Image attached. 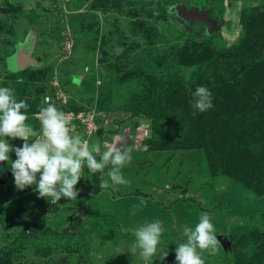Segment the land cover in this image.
<instances>
[{
    "label": "rangeland",
    "instance_id": "1",
    "mask_svg": "<svg viewBox=\"0 0 264 264\" xmlns=\"http://www.w3.org/2000/svg\"><path fill=\"white\" fill-rule=\"evenodd\" d=\"M263 2L0 0V87L29 105V143L42 138L48 96L71 134L99 141L98 160L109 147L131 149L126 185L111 183L110 165L93 173L85 163L77 199L56 203L36 185L15 187L10 152L0 162V264H147L129 248L132 230L154 220L165 231L152 264H177L184 229L202 213L221 247L197 249L205 264H264V205L247 210L264 196V5L247 30L240 21ZM19 50L29 59L22 68ZM222 65L225 78L181 84ZM198 86L212 94L203 113L192 107Z\"/></svg>",
    "mask_w": 264,
    "mask_h": 264
},
{
    "label": "clouds",
    "instance_id": "2",
    "mask_svg": "<svg viewBox=\"0 0 264 264\" xmlns=\"http://www.w3.org/2000/svg\"><path fill=\"white\" fill-rule=\"evenodd\" d=\"M9 69L14 70L9 63ZM18 78L16 83H22ZM192 107L198 112H206L213 107L212 94L206 86H198L193 92ZM43 103L46 107L40 108V135L42 138L31 140L34 130L27 124L26 113L29 105L16 99L15 90L10 87H0V162L10 160L9 153L14 152L16 159L11 162V172L15 187L23 190L36 185L40 197H51L56 203L61 197L69 200L77 199V185L82 176L83 166L93 172L103 171L111 166L107 173L112 184L126 185L127 179L122 173L124 166L131 160V149L109 147L103 151L100 159L96 155L101 152L99 141L89 144V141L79 134H71L70 119L52 102L51 97L45 96ZM9 138H20L24 141L20 147L10 145ZM37 174L39 178L37 179ZM110 187L108 181L100 184V188ZM133 231L135 237L130 244L131 254L139 255L152 264L157 247L162 243L165 231L161 221L154 220L136 227ZM186 242L177 244L175 259L177 264H205L199 250H207L215 255L221 248L216 238L211 217L202 213L195 228L185 227ZM168 253L165 254L166 257Z\"/></svg>",
    "mask_w": 264,
    "mask_h": 264
},
{
    "label": "trees",
    "instance_id": "3",
    "mask_svg": "<svg viewBox=\"0 0 264 264\" xmlns=\"http://www.w3.org/2000/svg\"><path fill=\"white\" fill-rule=\"evenodd\" d=\"M263 5H264V2L261 3L260 5L253 7L250 11L241 14L240 21H241L242 28L244 30H247V25H245V22H247L250 18H256L261 12L260 7H262ZM243 38H244V36H243ZM239 46H240V43H237L235 45H231V48H237ZM260 48L262 50H264V40L262 41ZM249 54H250V51H249ZM249 54H248V56L246 53L243 54V57L245 58V64H247L250 61ZM201 68H202V66H201ZM201 68L199 67L198 69H196V71L192 75H190L185 81H184V79H182V82H181L182 86L186 88L188 84H192L194 82V80H197L198 78L209 79V77L212 74H214L220 78H225L227 76L226 73H228V74L232 73V72H228L224 68L223 65L215 71L211 67H206V69H204L202 72H200ZM16 74L18 76H20L22 74V71H17ZM154 97H155V95L151 94V95H149V97L147 99L150 100V99H153ZM260 203H262L264 205V196L260 197L256 202H253V203H250L249 205H247L248 206L247 208H252V209H247V210L252 211L253 207L257 204H260ZM233 211H236L241 215L246 213L245 210L243 211L242 209L236 208V207H233ZM172 248H173V246H172Z\"/></svg>",
    "mask_w": 264,
    "mask_h": 264
},
{
    "label": "water",
    "instance_id": "4",
    "mask_svg": "<svg viewBox=\"0 0 264 264\" xmlns=\"http://www.w3.org/2000/svg\"><path fill=\"white\" fill-rule=\"evenodd\" d=\"M211 30V29H210ZM21 51L19 50L18 52H17V54L16 55H14V57H15V62H18V64H19V68H22L26 63H28V61H29V59H27V57H26V54L24 53V54H22V53H20Z\"/></svg>",
    "mask_w": 264,
    "mask_h": 264
},
{
    "label": "flooded vegetation",
    "instance_id": "5",
    "mask_svg": "<svg viewBox=\"0 0 264 264\" xmlns=\"http://www.w3.org/2000/svg\"><path fill=\"white\" fill-rule=\"evenodd\" d=\"M207 26H208V28H207V29H209V30H210V27H211V26L206 24L204 27H207ZM207 29H206V30H207Z\"/></svg>",
    "mask_w": 264,
    "mask_h": 264
}]
</instances>
